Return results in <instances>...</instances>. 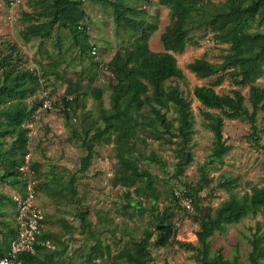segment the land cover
I'll list each match as a JSON object with an SVG mask.
<instances>
[{"label": "rangeland", "instance_id": "374dc122", "mask_svg": "<svg viewBox=\"0 0 264 264\" xmlns=\"http://www.w3.org/2000/svg\"><path fill=\"white\" fill-rule=\"evenodd\" d=\"M117 1V6L124 15L131 19L117 22L113 6L98 0H82V8L86 17L82 24L86 26L88 40L82 41L84 46L76 44L68 29L56 28L43 38L33 37L24 40L21 30L30 23L23 18V13L41 10L45 0H22L13 10L15 19L7 20L9 14L6 2L0 0V49L1 55L12 61L18 69H40L41 65L48 66L55 61V70L59 77L50 75L42 83L51 93V99L59 101L69 86L76 101L69 120L64 117L60 106L43 111L37 109L32 118V135L28 143L29 160L37 164L36 178L38 182H46L51 195L44 189H39L37 203L44 211L43 230L58 249L60 255L53 264H89L87 253L93 244L100 242L108 245L112 253L126 248L133 239L143 236L145 230L151 231L150 241L156 237L154 215L165 207H170L171 220L174 224V238L164 247L149 244L148 249L152 259L149 264H203L196 259V250L188 249L178 242L197 244L195 231L198 223L191 218L195 211L190 208L175 205L171 200L170 191L180 193L186 184L196 187L201 182L203 168L209 178L208 184L198 193L200 204L215 209L227 199L231 192L238 196L250 192L254 186L264 183V111H258L256 125L259 142L252 140L250 123L243 118L223 119V139L231 146L221 159L210 157L212 147V132L204 125L200 109H205L193 95L195 86L208 85L217 74L208 78H198L187 68V64L195 58L203 57L212 63H221V55L226 53L228 44L217 43L213 34L205 24H199L190 29L194 43H188L181 53L176 54L177 64L184 73V80L170 79L165 82L166 87H177L179 92L189 101L194 114V134L187 144L191 149L192 160L181 174H176L174 163L178 159L177 150L180 144L168 143L153 139L143 132H139L133 154L139 169H147L154 176L156 200L153 197L134 193L137 186L144 182L136 179L130 186L113 183V176L118 169L113 143H94V156L87 169L79 171L80 159L85 155L83 136L92 134L100 124L96 119L98 114L97 100L90 93V86L102 89V102L105 107L112 106L109 74L105 64L116 50L131 45L136 37L135 26L140 21L154 25V31L148 39V47L152 51L162 52L160 34L170 23L169 9L158 3V0H110ZM225 0H211L205 3V17L224 9ZM264 3L260 4L257 18L249 31H264ZM135 25V26H134ZM95 45L96 53L89 52L88 46ZM85 48V50H83ZM41 72V70H39ZM93 79V83L91 81ZM2 75L0 71V83ZM264 87V74L256 83ZM238 89L245 97V105L250 111L248 100L249 87L239 86L233 82L230 75L214 86L218 93H227L231 89ZM35 95L26 99L30 105ZM12 102L9 100V103ZM212 113H219L218 109H207ZM170 110L168 117H174ZM3 116H1V119ZM175 140V138H173ZM11 136L0 137L3 146L10 144ZM1 145V147H2ZM140 154L154 155L162 162L152 163L141 159ZM2 171L0 170V174ZM76 174V195L63 189L70 175ZM233 180L234 186L227 189L224 180ZM15 184L0 178V254L6 251L4 235L5 224L13 226L14 206L9 200L15 191ZM130 192V196L126 193ZM141 202L139 209L136 204ZM132 203L133 206L130 205ZM77 211H86V219L92 222L91 229L83 227L77 217ZM5 223V224H4ZM260 224L264 229V215L261 213L247 214L239 222L227 225L224 232H215L211 237V249L221 247L225 258L232 260L238 255V264H250L248 252L251 250L249 237L253 229ZM90 264H112L110 260L95 258ZM118 264H128L119 262Z\"/></svg>", "mask_w": 264, "mask_h": 264}, {"label": "trees", "instance_id": "16d2710c", "mask_svg": "<svg viewBox=\"0 0 264 264\" xmlns=\"http://www.w3.org/2000/svg\"><path fill=\"white\" fill-rule=\"evenodd\" d=\"M113 6L117 22L126 20L131 24L123 11L117 6V1L98 0ZM211 0H158V3L169 9L170 23L160 34L163 47L162 52L152 51L148 47V39L154 31V25L140 21L134 25L136 37L131 45L124 49L115 51L110 60L105 64V70L109 74V87L111 89L112 106L105 107L101 96L102 89L99 86H90V93L97 100L98 114L94 121H98L92 134L86 133L83 138L85 155L80 159L79 171L87 169L94 156V143H113L115 156L118 162L112 180L114 184L130 186L136 179L144 182L143 186L134 189L136 195L153 197L156 200V189L154 187V176L147 169H139L136 163V155L133 154L139 132L147 136L168 143L180 144L177 150L178 159L174 163L176 174H181L192 160L191 149L188 143L194 134V114L189 101L185 99L177 87H166L167 80H184L182 69L177 64L176 54L181 53L188 43H194L190 35V29L199 24H205L212 32L214 41L226 43V53L221 55V63H212L207 59L195 58L187 64V68L198 78H208L217 74L215 80L208 85L195 86L193 95L205 108L200 109L204 125L212 132V147L210 157L221 159L231 146L223 139L222 127L224 116L228 118H243L250 123L251 138L258 144V128L256 115L258 111H264V87L256 85V81L264 74V31H249L257 18L260 4L264 0H225L224 9L214 13L210 18L205 17V3ZM82 0H45L41 10L32 13H23V18L30 21L21 30L24 40L33 37L48 36L56 28L68 29L76 44L84 46L81 40H88L86 26L82 20L86 13L81 6ZM259 23L264 22L261 18ZM89 52L95 45L88 46ZM85 50V48H83ZM93 54V53H92ZM56 63L48 66H40V69H18L7 57L1 55L0 49V71L2 82L0 83V137L11 136L10 144L3 146L0 142V178L15 184V191L24 193L25 179L20 167L25 162V156L29 153V128L27 121L35 117L41 99L34 98L32 104L26 99L38 93L40 88L45 89L42 83L44 78L55 75ZM41 70V72L39 71ZM230 75L233 82L239 86L249 87L248 100L252 109L249 111L245 105V97L238 89H231L227 93H218L214 86L219 85L225 76ZM91 84L93 79L90 80ZM71 81H69V86ZM69 86L59 101L52 100V107L60 106L64 117L69 120L74 102ZM49 96L51 93L49 90ZM9 100L12 102L9 103ZM207 109H218L219 113H212ZM172 110L174 117H168ZM1 116L3 118L1 119ZM175 138V140H173ZM2 145V147H1ZM141 159L146 162L160 163L159 158L154 155L140 154ZM29 168L36 178L37 164L29 160ZM201 182L194 187L186 184L181 196H176L175 190L170 191L171 200L175 205H181V198L189 199L195 211L191 218L198 223L195 231L198 245L191 242H178L180 245L196 250V259L203 264H238V255L233 259H226L222 248L211 249V237L215 232L222 233L227 225L239 222L247 214L261 213L264 215V183L254 186L250 192L238 196L231 192L230 187L234 181L227 179L224 183L230 194L215 209L200 204L201 197L198 193L208 184L209 178L204 169H201ZM76 174L72 173L63 189L70 194L76 195ZM46 182L36 181L35 190L44 189L45 194L51 195ZM130 196V192L126 193ZM9 200L12 202L11 197ZM12 205L14 206L13 202ZM131 206L132 203H130ZM141 205L136 204L138 210ZM184 208V207H183ZM185 209V208H184ZM77 217L82 221L83 227L88 231L92 222L86 219V211H77ZM155 229L157 231L154 240L150 241L151 231L145 230L139 239H133L126 248L115 253L111 252L108 245L97 242L93 244L87 253V261L95 258L110 260L112 264L125 262L128 264H149L152 259L148 249L149 244L155 247L166 246L175 234L174 224L171 220L170 207H165L154 215ZM44 222V220H43ZM5 224V223H4ZM258 224V223H257ZM7 226L4 241L6 251L0 254L4 256L8 250L10 239L14 236L15 226ZM50 234V233H48ZM46 232L45 236H49ZM51 236L53 234H50ZM50 237V236H49ZM251 250L248 252L250 264H264V229L258 224L249 237ZM58 249L38 247L35 254H19V264H53L60 255ZM167 264V263H164Z\"/></svg>", "mask_w": 264, "mask_h": 264}, {"label": "built area", "instance_id": "2783aa9c", "mask_svg": "<svg viewBox=\"0 0 264 264\" xmlns=\"http://www.w3.org/2000/svg\"><path fill=\"white\" fill-rule=\"evenodd\" d=\"M9 14L7 20L12 22L15 19L13 10L20 5L22 0H4ZM96 53L95 48L91 51ZM39 98L41 104L40 110L47 111L52 109V99L49 96V90L43 87L40 88ZM26 126L30 129L32 121H27ZM29 140L32 135L28 132ZM25 179L24 193L14 191L11 194V199L14 204V226L16 228L14 236L10 239L6 254L0 257V264H19L17 260L19 254H35L38 247L54 249L55 245L49 237L44 235L43 220L44 211L37 203V192L35 190L36 180L33 176V171L29 168V153L25 156V162L20 167ZM176 196H181V193L175 192ZM182 207L190 208V201L184 198Z\"/></svg>", "mask_w": 264, "mask_h": 264}]
</instances>
